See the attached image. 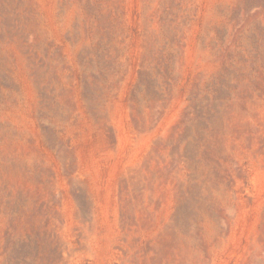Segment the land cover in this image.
<instances>
[{
    "label": "rangeland",
    "instance_id": "rangeland-1",
    "mask_svg": "<svg viewBox=\"0 0 264 264\" xmlns=\"http://www.w3.org/2000/svg\"><path fill=\"white\" fill-rule=\"evenodd\" d=\"M0 264H264V0H0Z\"/></svg>",
    "mask_w": 264,
    "mask_h": 264
}]
</instances>
